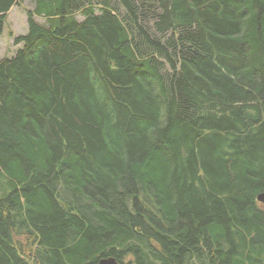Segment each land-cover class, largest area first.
Instances as JSON below:
<instances>
[{"label":"trees","instance_id":"trees-1","mask_svg":"<svg viewBox=\"0 0 264 264\" xmlns=\"http://www.w3.org/2000/svg\"><path fill=\"white\" fill-rule=\"evenodd\" d=\"M34 4L0 58V264H264V0Z\"/></svg>","mask_w":264,"mask_h":264},{"label":"rangeland","instance_id":"rangeland-1","mask_svg":"<svg viewBox=\"0 0 264 264\" xmlns=\"http://www.w3.org/2000/svg\"><path fill=\"white\" fill-rule=\"evenodd\" d=\"M34 6V0H24L19 5H15L8 13L5 31L0 36V58L15 53L18 46L14 44L13 38L15 35L23 34L27 31L26 10L32 9ZM37 19L41 22L44 21V18ZM9 32L13 35H9Z\"/></svg>","mask_w":264,"mask_h":264},{"label":"water","instance_id":"water-1","mask_svg":"<svg viewBox=\"0 0 264 264\" xmlns=\"http://www.w3.org/2000/svg\"><path fill=\"white\" fill-rule=\"evenodd\" d=\"M258 200L264 202V192L258 195ZM93 264H122V263L118 261L115 256H106L100 258L96 263Z\"/></svg>","mask_w":264,"mask_h":264},{"label":"bare ground","instance_id":"bare-ground-1","mask_svg":"<svg viewBox=\"0 0 264 264\" xmlns=\"http://www.w3.org/2000/svg\"><path fill=\"white\" fill-rule=\"evenodd\" d=\"M25 208H26V207H25ZM218 222H219V221H218ZM218 224H219V223H218ZM235 227H236V226H235ZM32 230H33V229H32ZM16 234H17V233H16ZM233 238H234V237H233ZM230 240H231V239H230ZM252 255H253V254H252ZM231 256H232V255H231ZM249 257H250V256H249ZM249 257H248V258H249ZM253 257H254V256H253ZM250 259H251V258H250ZM117 260H118V259H117ZM256 260H257V259H256ZM256 260H255V261H256ZM118 261H119V260H118ZM257 262H258V261H257ZM122 264H123V263H122Z\"/></svg>","mask_w":264,"mask_h":264}]
</instances>
